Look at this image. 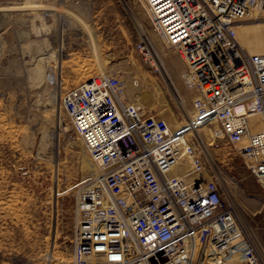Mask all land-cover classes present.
I'll list each match as a JSON object with an SVG mask.
<instances>
[{
    "label": "built area",
    "instance_id": "built-area-1",
    "mask_svg": "<svg viewBox=\"0 0 264 264\" xmlns=\"http://www.w3.org/2000/svg\"><path fill=\"white\" fill-rule=\"evenodd\" d=\"M141 2L204 109L173 129L124 104L122 81L110 72L62 94L99 169L79 190L71 264H235L237 255L264 264L194 139L216 126L264 188V53L251 54L237 38L238 26L264 22V0ZM138 49L150 55L146 45ZM188 158L192 167L176 173Z\"/></svg>",
    "mask_w": 264,
    "mask_h": 264
},
{
    "label": "rangeland",
    "instance_id": "rangeland-1",
    "mask_svg": "<svg viewBox=\"0 0 264 264\" xmlns=\"http://www.w3.org/2000/svg\"><path fill=\"white\" fill-rule=\"evenodd\" d=\"M250 42L264 53V25ZM184 68L141 0H0V264H71L79 190L97 170L62 94L114 73L131 102L160 118L169 113L179 128L196 116L200 95L185 84ZM194 139L264 262V188L216 126L198 129ZM183 165L179 173L192 167L190 158Z\"/></svg>",
    "mask_w": 264,
    "mask_h": 264
},
{
    "label": "bare ground",
    "instance_id": "bare-ground-1",
    "mask_svg": "<svg viewBox=\"0 0 264 264\" xmlns=\"http://www.w3.org/2000/svg\"><path fill=\"white\" fill-rule=\"evenodd\" d=\"M142 4L144 5V7H146L147 9V6L144 2H142ZM258 25H264V22H257V23H250V24H244V25H241V26H238L237 27V38L239 40V43L246 49H248V51L251 53V54H258V51H257V47L256 46H253L251 47L250 44L251 42L250 41H253L255 40L257 37H258ZM156 34L159 36L160 40L162 41V38L160 37V34L155 30ZM163 43V41H162ZM92 47V46H91ZM26 48V47H25ZM152 52V51H151ZM155 53V52H154ZM162 53H164V51L162 50ZM159 56V55H158ZM163 57H166V58H169L170 55L169 53H164L163 54ZM48 60V59H47ZM174 62V61H173ZM42 66H38V68L36 69V71L34 72L35 73V77L34 79H37L39 80L41 78V75H42ZM164 74V73H163ZM121 101L126 104V105H133L135 106L143 116L145 117H157V116H154L152 114H150V111L148 109V107L145 105V104H139L137 102H134V101H130L128 99V96H127V91H126V84L123 85V93L121 95ZM147 108V110H146ZM193 108L196 112V114L199 112V111H202L204 109V106H203V103H199V102H194L193 104ZM151 110V109H150ZM152 111V110H151ZM161 118H163L164 120L167 121V123L170 125V127H172L173 129H177L176 127V124L175 122L173 121V119L171 118V116L169 115V113H163V115H161ZM223 136V135H222ZM84 145V144H83ZM240 148V147H239ZM201 151V149H200ZM202 152V151H201ZM203 153V152H202ZM88 154V152L86 153ZM89 155V154H88ZM92 159V158H91ZM92 161V165H94V167L96 168L97 170V173L95 174V177L98 176L99 174V169L97 167V165L95 164V162L93 160ZM179 171L181 170H177L176 173H179ZM201 178V176H200Z\"/></svg>",
    "mask_w": 264,
    "mask_h": 264
},
{
    "label": "crops",
    "instance_id": "crops-1",
    "mask_svg": "<svg viewBox=\"0 0 264 264\" xmlns=\"http://www.w3.org/2000/svg\"><path fill=\"white\" fill-rule=\"evenodd\" d=\"M236 264H243V262H237Z\"/></svg>",
    "mask_w": 264,
    "mask_h": 264
}]
</instances>
